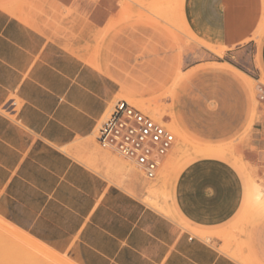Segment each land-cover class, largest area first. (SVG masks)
Instances as JSON below:
<instances>
[{"label": "crops", "instance_id": "obj_1", "mask_svg": "<svg viewBox=\"0 0 264 264\" xmlns=\"http://www.w3.org/2000/svg\"><path fill=\"white\" fill-rule=\"evenodd\" d=\"M45 1L65 16L71 40L0 7V218L75 264H240L177 223L210 229L236 219L244 186L228 163L203 159L179 171L173 217L117 184V171L101 172L95 133L122 86L86 56L120 0ZM184 2L195 36L254 69L260 0ZM163 39L156 58L169 61ZM260 65L264 71V36Z\"/></svg>", "mask_w": 264, "mask_h": 264}, {"label": "rangeland", "instance_id": "obj_2", "mask_svg": "<svg viewBox=\"0 0 264 264\" xmlns=\"http://www.w3.org/2000/svg\"><path fill=\"white\" fill-rule=\"evenodd\" d=\"M184 1L120 0L118 12L86 56L90 64L121 82L117 100L162 122L175 136L154 179L96 145L103 153L101 172L108 177L117 171V184L145 205L173 217L171 186L179 171L203 159L228 163L244 186L236 219L210 229L181 219L177 223L240 264H264V101L259 98L264 88L260 65L264 0L253 36V70L224 55L225 48L195 36ZM0 7L53 39L74 37L65 26V16L45 0H0ZM162 39L165 51L171 53L169 61L156 58ZM225 73L237 77L241 85L233 84ZM0 264L75 263L0 218Z\"/></svg>", "mask_w": 264, "mask_h": 264}, {"label": "built area", "instance_id": "obj_3", "mask_svg": "<svg viewBox=\"0 0 264 264\" xmlns=\"http://www.w3.org/2000/svg\"><path fill=\"white\" fill-rule=\"evenodd\" d=\"M264 101V88H260ZM14 100L9 113L16 111ZM97 145L122 160L134 165L147 179H154L160 165L172 150L175 136L162 122L118 100L103 118L95 133Z\"/></svg>", "mask_w": 264, "mask_h": 264}]
</instances>
